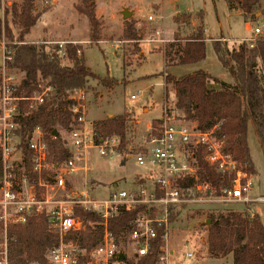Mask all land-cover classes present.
Masks as SVG:
<instances>
[{"label": "trees", "instance_id": "trees-1", "mask_svg": "<svg viewBox=\"0 0 264 264\" xmlns=\"http://www.w3.org/2000/svg\"><path fill=\"white\" fill-rule=\"evenodd\" d=\"M95 0H80L81 5L76 10L85 16L89 24V41L94 43L99 38V22L95 15ZM228 9H237L245 22L254 21L258 9L264 8V0H223ZM4 19L0 21V38L9 41L5 57L10 60L4 62L8 71L24 73L23 79L17 85H9L13 95L18 98H31L45 88H50L43 98L42 104L29 108L32 102L20 101V115L17 119L19 129L15 132L19 138V149L25 173L30 184L34 185L38 179L48 181L47 174L38 175L33 172L32 152L28 148V141L35 128H39L48 149V161L58 165L66 161L70 154L64 148V140L57 132V128L68 133L77 123V115L72 113L75 106H82V100L74 97L82 92L89 80H97L109 88L116 84L108 77L100 79L86 67L78 46L67 43L64 47L66 59L70 65H63L59 56L60 46H50L46 43L28 44L25 37L30 33L39 14L36 13L34 0H23L17 7L12 5L4 8ZM11 17L8 21L7 18ZM190 27V15L182 14L174 18V22L183 25L184 36L176 33L174 39L163 52L164 69L174 66H191L205 60L204 27ZM12 26L18 28L16 37ZM188 32L187 36L185 32ZM180 35V36H178ZM128 40L135 39L131 29L126 30ZM185 37V38H184ZM215 56L223 69L232 78L226 83L212 77L209 73L198 70L181 77H174L166 71L163 74L164 85L172 86L175 98V109L180 112V118L196 123L200 131L214 129L218 138L224 139L223 152L230 155L237 163L238 169L252 175L254 166L251 161L247 134L250 125L260 140L264 153V87L257 88L259 76L257 67L264 76V27L262 33L251 42L241 41L236 47L227 48L221 42H212ZM1 86V79H0ZM167 95V90L164 89ZM133 114L121 115L95 121L93 124V139L95 145L117 139L116 151L124 153L129 143L128 134L132 132L130 122ZM154 124L160 122L154 120ZM156 127H154L155 129ZM153 129L152 134H156ZM264 155V154H263ZM206 151L199 148L196 159L199 165V177L206 181L220 195V190L231 188L235 175L233 173H217L214 167L205 161ZM124 165V162H121ZM2 162L0 153V177ZM191 184L192 181H188ZM144 208L137 207L120 212L109 220L107 230L119 240L132 229L135 217ZM73 215L84 223H99L100 219L93 213L75 208ZM179 212L171 211L170 223H174ZM207 219V250L214 259L225 258L230 255L233 264H264V227L257 215L249 217L247 212H217L210 214ZM5 229L6 264H49L46 259L48 250L59 245V238L47 231V216L40 214L27 219L23 225H8L4 228L0 222V234ZM103 228L97 224L93 228L87 227L78 234L79 247L89 251L101 240ZM75 234L66 237V241L74 240ZM164 246L160 234L150 246L148 253L136 264H156L161 255L160 248ZM79 264H86V258H80ZM133 264V263H130Z\"/></svg>", "mask_w": 264, "mask_h": 264}, {"label": "rangeland", "instance_id": "rangeland-1", "mask_svg": "<svg viewBox=\"0 0 264 264\" xmlns=\"http://www.w3.org/2000/svg\"><path fill=\"white\" fill-rule=\"evenodd\" d=\"M23 0H0V21L4 19V8L12 5L19 7ZM95 15L99 22L98 41H89V24L85 16L75 6L81 5L80 0H34L39 20L25 37L28 44L46 43L60 46L59 56L63 65H70L66 59L64 47L67 43L80 48L86 67L100 79L110 78L116 84L105 88L97 80H89L87 87L74 95L82 100L84 120L92 127L95 121L103 120L123 113L133 114L129 123L132 132L128 134L129 143L124 153H118L116 147L108 156H99L97 150L90 149L86 156L91 169L88 188L96 198H104L114 186L119 189H132L140 184L139 174L145 169L139 168L134 158H128V151L137 152L143 140L159 127L154 120L160 122L164 111L177 120H182L175 107L172 86L164 85L165 71L178 78L202 70L223 82H232L230 75L218 62L213 51L212 42L219 41L231 49L241 41L251 42L258 35L254 28L264 27V8L258 9L262 15L250 22H245L237 9H228L223 0H95ZM127 10L131 16L124 20L122 12ZM182 14L190 15V27L199 26L202 17L205 29V60L191 66H175L164 69L163 52L176 35L174 18ZM12 16L7 18L11 20ZM149 17L152 20H149ZM192 27V28H193ZM135 33V39L125 37L126 30ZM16 37L18 28L12 26ZM188 32H185L187 36ZM180 36V35H178ZM185 38V37H184ZM9 41L0 38V79L10 78L13 85L19 84L24 73L8 71L3 68L5 52ZM167 90V95L164 92ZM135 96V100H130ZM81 98V99H82ZM185 121V120H184ZM186 123L196 125L191 121ZM250 125L247 142L254 174L248 176L250 182L247 204L239 202L219 201L214 203H195L186 205L180 210L178 218L171 226L169 249L174 252L170 264H233L230 255L214 259L207 250V217L217 212H252L257 215L264 227V153L260 140ZM65 144L69 134L57 128ZM116 142L117 139H116ZM16 144V143H15ZM16 164L15 174L22 173L20 166L22 157L16 150L12 158ZM124 165H121V162ZM144 182V181H143ZM68 191L83 189L81 177L66 181ZM54 199L62 198L67 192L50 191ZM251 214V213H250ZM9 224H7L8 226ZM12 225V224H10ZM208 225V224H207ZM5 229L0 234V263L3 264L5 248ZM122 250H127L125 238L121 239ZM191 253L193 257L186 258Z\"/></svg>", "mask_w": 264, "mask_h": 264}, {"label": "built area", "instance_id": "built-area-1", "mask_svg": "<svg viewBox=\"0 0 264 264\" xmlns=\"http://www.w3.org/2000/svg\"><path fill=\"white\" fill-rule=\"evenodd\" d=\"M149 20L152 18L149 17ZM253 32L255 35L261 34L258 27ZM8 60L10 58L4 57V62ZM11 81L10 78H3L0 86V222L6 228L7 224L23 225L32 216L46 214L47 231L59 238V245L46 254L49 264H79V259L83 257L86 258V264H136L148 253L159 234L164 246L160 248L161 255L156 264H170L173 252L169 249V240L173 223H170L169 218L173 209L180 214V210L186 205L195 203L225 201L247 204L251 201L248 198L251 184L246 178L252 175L238 169L231 156L223 152L224 139L218 138L214 129L200 131L197 126L186 123L183 119L175 122L176 119L166 111L156 134L147 136L137 152L128 151V158H134L137 166L145 169L144 174H139L144 182L135 188L119 189L114 186L104 198L94 197L95 193L88 188L91 169L87 151L95 149L99 156H108L118 142L112 138L95 145L92 127L88 128L80 105L71 110L78 116V125L68 132L69 140L64 148L70 157L66 161L58 165L50 163L40 129L35 128L33 131L28 141V148L32 152L33 172L38 175L46 173L48 181L39 178L32 185L25 173L23 161L20 164L22 173L17 176L16 164L12 160L16 150L21 154L19 138L15 134L19 129V102L28 100L32 102L29 108L33 109L36 104L43 103L50 88L35 93L31 98H18L9 87L13 85ZM135 98L131 96L130 100ZM199 148L206 151L205 161L217 173L235 175L233 186L221 189L219 196L215 195L210 183L200 180L196 159ZM76 177L82 178L84 188L68 191L66 181ZM188 181L192 183L188 184ZM48 190L67 194L54 199V196L48 195ZM258 201H264V198ZM137 207L144 208V211L135 217L132 229L116 240L107 230L109 220L122 211ZM75 208L95 214L100 219L95 224L103 228L101 240L89 251L79 247L78 234L87 227L93 228L95 224L84 223L75 217ZM249 217L252 218L253 215L249 214ZM70 234H75L76 238L66 241ZM122 238L126 240V251L121 248ZM2 254L3 264H6V243ZM192 257L193 254H186L187 259Z\"/></svg>", "mask_w": 264, "mask_h": 264}, {"label": "crops", "instance_id": "crops-1", "mask_svg": "<svg viewBox=\"0 0 264 264\" xmlns=\"http://www.w3.org/2000/svg\"><path fill=\"white\" fill-rule=\"evenodd\" d=\"M175 25H176V28H177V30H176V32L175 33H180V35L183 37L184 36V31H183V25L181 24H177V23H174ZM193 27V26H192ZM191 27V28H192ZM204 27V26H203ZM204 35H205V29H204ZM175 67V66H174ZM169 69V68H168ZM257 70H258V78H259V83H258V86H257V88H259V89H262L263 87H264V76L262 75V73L260 72V70H259V67H257ZM226 83H231V82H226ZM249 214L251 213L252 215H253V213L252 212H248ZM173 252V251H172ZM173 254H174V252H173Z\"/></svg>", "mask_w": 264, "mask_h": 264}, {"label": "water", "instance_id": "water-1", "mask_svg": "<svg viewBox=\"0 0 264 264\" xmlns=\"http://www.w3.org/2000/svg\"><path fill=\"white\" fill-rule=\"evenodd\" d=\"M130 16H131V13L128 12L127 10H124L122 12V17H123L124 20H127ZM53 134H54V136H56L57 132L55 131ZM207 224H209V220H207Z\"/></svg>", "mask_w": 264, "mask_h": 264}]
</instances>
